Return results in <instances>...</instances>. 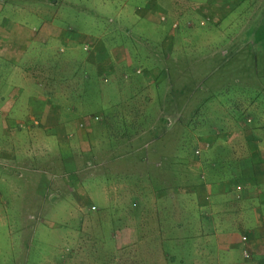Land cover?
<instances>
[{
	"label": "crops",
	"instance_id": "obj_1",
	"mask_svg": "<svg viewBox=\"0 0 264 264\" xmlns=\"http://www.w3.org/2000/svg\"><path fill=\"white\" fill-rule=\"evenodd\" d=\"M18 1L0 0V113H4L0 156L10 158L7 166L18 167L22 174L41 163L48 168L45 163H50L48 145L52 141L57 143L58 158L67 159V152L74 147V133L82 123V119L76 122L72 119H78L85 112H79L81 105L77 104L84 101L78 95L82 94L80 86L96 75L92 72L94 68L117 82L123 78L124 47L121 41L116 43L115 38L148 40L149 48L144 58L139 59L143 64L153 60L165 63L157 48L162 46L170 72L167 78L158 77L160 69L152 65L145 64L137 72L141 69L150 72L151 81L155 80L156 85L169 84L175 89L168 99L155 98L149 102L150 98L144 97L152 104L167 102L165 109L159 104H150L139 110L132 104L121 111V119L126 115H131L127 117L131 119L153 116L163 123L160 132L157 126L146 130L147 134L157 136L154 141L131 138L127 144L134 155L133 167L127 172L131 179L126 181L131 194L118 195L124 189L120 183L125 181L123 177L127 173L119 174L114 169L115 179L103 176L104 190L110 192L108 188L120 187L121 191L114 190L117 199L104 194L106 200L102 206L91 203L93 210L100 211L113 204L122 211L134 212L135 221L129 225L120 221L116 230L110 227V252L102 258L96 253L87 255L82 250L85 238L93 241L90 231L97 225L80 224L78 240L71 234V240L65 243L66 251H70L65 259L70 264H81L87 259L94 261L96 257L99 264H264V33L263 43L256 44L260 41L255 39L258 31L264 32V0H46L54 7L59 4L70 7L73 19L70 16L46 18L36 30V26L30 30L19 24L18 19L13 21L5 11L8 3L13 7L23 5ZM91 2L114 9L100 15ZM83 12L97 14L98 20L103 18L102 27L92 31L73 25L78 20L76 15ZM129 17V24H125L124 19ZM90 20L96 21V18ZM64 21L66 23L62 24ZM69 21L72 23L68 24ZM257 22L261 23L254 27ZM151 30H157L159 35H148ZM189 37L195 38V43L201 46L193 52L194 59L199 60V67L194 70L201 71L200 77L194 80L181 77L186 65L182 54ZM209 38L212 42L203 45L202 41ZM237 38L241 39V44L234 46L233 40ZM33 43L53 53L61 46V49L65 46L86 53L81 65L70 64V67V61L64 65L53 58L52 62L58 64L57 71L61 73L60 66H65L68 72L66 81H51L49 77L55 68L49 67L50 63H34L30 58L34 51L28 52ZM141 50L139 53L143 54ZM128 53H131L128 68L137 69L133 51ZM206 70H209L208 75L203 74ZM237 70L243 71L245 76L234 73ZM225 71H229V75ZM129 80L127 86L133 87L135 78ZM56 82L60 83L58 86H71L72 106L68 109L62 110L56 104L57 96L67 93L58 89ZM186 84L193 92L194 116L198 118L192 147L187 145L185 124L180 120L172 121L175 113L168 101L174 98L178 104L185 102ZM23 98L27 103L25 108L21 106ZM136 98L135 94L115 93L110 102L120 106L135 103ZM180 111L185 116L184 109ZM65 115L68 118L62 120ZM177 117L180 118V114ZM168 120L172 121L171 125H165ZM135 126L131 123L129 131L121 132L131 133ZM113 132L120 130L114 128ZM37 134H43V144L40 148L30 147L33 135ZM25 135L30 144L25 143L23 150L20 138ZM6 141L12 142L8 148H4ZM112 144L115 150L124 147L115 140L103 143V148L109 150ZM22 153L24 163L20 159ZM6 158H0V166ZM23 175L17 173L14 177ZM0 193L2 195L1 190ZM46 195L44 192L42 197ZM4 203L1 206H5ZM86 207L80 205V208ZM2 213L1 208L0 220L6 226L11 220L5 219ZM97 228L92 235L98 238L97 232L101 229ZM243 236L247 239L243 240ZM103 246L99 243L97 248Z\"/></svg>",
	"mask_w": 264,
	"mask_h": 264
},
{
	"label": "rangeland",
	"instance_id": "obj_2",
	"mask_svg": "<svg viewBox=\"0 0 264 264\" xmlns=\"http://www.w3.org/2000/svg\"><path fill=\"white\" fill-rule=\"evenodd\" d=\"M20 2L23 5L15 7H13L11 3H8L5 6V11L13 18V21L18 19L17 22H19V24L26 26V28L30 30L35 26L36 30L37 27L44 24V19H49L53 16H57V18L60 16H70L73 19V10L64 4H59L60 6L54 7L48 4L46 0L18 1V3ZM91 3H93V8L100 15L111 13L114 9V7L108 9H106L107 7H101L99 2ZM94 15L95 14L87 12H83L82 14L78 13V15H76L78 20L75 22L73 20V25L75 24L81 26L84 30L92 31L102 27L101 25L104 19L99 17L101 19L98 20L96 17L97 14L96 16ZM92 18H96V21L90 20ZM124 21H126L125 24H129L130 17L125 18ZM65 23V21L62 22V24ZM70 23L72 22L69 21L68 24ZM141 25L143 26L144 24ZM138 27L140 28V26ZM131 32L133 33L134 31ZM117 35L118 34H115V36ZM148 35L158 36L159 32L157 30H151ZM117 39L118 38H115V42L118 43L121 41L124 47L122 48V60L124 63L123 65L126 66L122 71L123 78H120V82H117L113 77H106L103 74H99L97 69L94 68L92 72L96 75L91 76L90 81L84 84V86H80L79 90H82V94L78 95L80 99H84V101L77 104L81 105L79 112H85L82 116L77 117L78 119H72V121L76 122L82 119L81 122H84V126H79L75 131L73 138L74 147L71 152H67V159L63 157L58 158L56 153V149L58 148L57 143L53 141V143L49 142L51 145H48L51 147L49 149L51 155H48L50 163L43 162L48 164V168L44 167L41 163L40 166H31V171H26L23 175L22 170L18 167L7 166L10 165V158L0 156V158L7 159L6 161L2 159L3 163L0 166V190L2 192V195H0V209L2 208L3 213L6 215L4 218H9L11 220L8 221L9 224L6 226L3 224L4 221L2 219V221L0 220V264H70V261L65 259L66 253L70 252L69 250V252L66 251L67 246H65V243L67 240H71V234H74L75 240H78L80 230L77 228L80 224L86 225V223L90 226H97L93 231H90L92 237L90 239L93 241L90 242L89 240L88 242L86 240L89 238H85L82 250L87 255L89 253H96V255L102 258L107 256L106 253L110 252V227L116 230L119 227L120 221L125 225H129L131 222L135 221L136 214H133L134 212L129 213L128 210L122 211L121 208L113 206V204H110L106 209L101 208L100 211L96 209L93 210L91 209V203L93 202L102 206L106 200L104 194L108 195L112 200H116L117 196L114 190L121 191V189L124 188L120 193L118 192V195L131 194L130 187L128 188L129 182L126 181H130L129 179H131L127 172H129V168L133 167L134 155L129 151V146L127 144L131 138H133L134 141L137 139V141L141 142L154 141L157 136L151 132L150 135L147 134L146 130L149 129L148 127L150 126H157L159 127L158 132H160V126H162L163 123L162 119L159 117L154 118L153 116L146 119H131L127 118L132 117L131 115H126V118L121 119V111L131 107L132 104L139 110L145 109L152 104L149 102L155 98L168 99L169 94L175 93V89L169 84L156 85V82H154L155 80L151 81L150 77L153 75L150 72H142L143 69L139 70L141 72H137L138 68L152 65V68L155 66L160 69V71H158V77L163 76V78H167V74H170V72L167 71V57L162 46L156 47L160 49L162 53L161 59H164L165 63L161 60L158 62L153 60L150 64H148L147 61L145 65L142 63V60L140 61L139 59L141 57L144 58L146 50L149 48L148 40L133 39L130 37L127 39ZM111 40H113V38ZM214 40L216 39L214 38ZM185 41L186 44L184 45L182 56L186 65L182 71L181 77L184 76L186 79L194 80L195 77H200L201 71L194 70L195 67H199V60H196V58L194 59L195 54L193 52L196 50V47L200 48L201 46L200 43H195V38L192 37L187 38ZM202 42H204L203 45H208L212 41L209 38L204 39ZM52 43L58 44L55 40H52ZM240 44V38L233 40L234 46H239ZM61 47L56 53H53V50L45 51L43 46L38 43H33L30 48L28 47V52L34 51L35 53L30 56V58L35 60L34 63L42 65L50 63L49 67L53 66L55 68L51 71L52 75L49 77L51 81H66L65 76L68 72L65 66H60L61 73L57 71L58 64L55 65V62H52L53 58L61 60L60 63L64 65L67 61H70L68 66L70 64L81 65L82 57L85 56L86 53L80 49L70 50V47L64 46L63 49H61ZM140 49H142L141 51L143 54L139 53ZM131 50L134 54L133 56L135 59L133 60L137 64V69L136 67L135 69L128 68L131 58V53H128V51ZM253 65L255 67V64ZM231 70L230 72L233 74L234 67L231 68ZM92 72L90 71L91 74H93ZM173 73H176V71H173ZM208 73L209 70L203 72L204 75H208ZM224 73L229 75V71H225ZM234 73L243 74V71L239 72L237 70L234 71ZM249 73H253L252 67H250ZM131 78H135L134 81H136L133 87L127 86ZM177 78L178 77L175 79ZM67 81L71 82L69 79H67ZM58 83L59 82H56L57 86ZM185 87L189 88L190 86L186 84ZM57 88L64 90V92L67 91V93L60 92L61 94L57 96L56 104L60 105L62 110L70 108V106H72V100L70 99L72 94L71 86L69 88V86L60 85ZM192 88L193 87H191V89ZM115 93L135 94L137 95V102L126 105L122 103V106H119L118 104L110 102L115 96ZM185 95V102H180V104L175 102L174 98L173 101H168L171 110L175 113L172 121L177 122V120H180L185 124L187 145H191L192 147L193 131L198 125V118L195 119L194 116L196 102L193 100V92L191 94L187 92ZM146 96L150 98L149 102L144 100ZM76 98H78V96ZM21 102V106L25 108L27 103L24 101V98ZM166 103L167 102H154L152 105L156 106L159 104L162 109H165ZM181 109H184L185 116L181 114ZM124 114L125 112L123 115ZM179 114L180 118L177 117ZM3 115L4 113H0V133L3 131ZM96 116L99 117L97 120L95 119ZM67 118L68 117L65 115L62 120H66ZM146 120H148L151 125L148 126ZM172 121L168 120L165 125H171ZM131 123H135L136 125L132 128L133 130L131 133L121 132L124 130L129 131L128 128ZM179 123L182 124L181 122ZM114 128H116L117 131L120 130V132H113ZM144 130L145 132L143 133ZM76 135L77 139L75 138ZM33 136L34 138L31 142H33L35 146L30 145V147L37 146L40 148L43 144L41 142L43 134ZM21 138L20 145L24 150L25 143H30L26 142L27 135ZM115 140L116 142L124 144V147L120 150H115L112 144L109 150L106 147L103 148V143L113 142ZM10 144H12L11 141L4 142V148H8ZM189 153L192 156V148L189 149ZM20 159L24 163V153H22ZM104 164H106L105 167H103ZM114 169L119 174L125 175L127 173L126 176L123 177L125 181L120 183L123 187L121 189L120 187L108 188L110 192H106L104 190V185L106 183L103 176L115 179L117 175H115L116 172H114ZM17 173L23 176L14 177V174ZM44 192L47 194L46 197H42ZM3 202H5V206H1ZM128 202H130V199H128ZM123 204L125 203L123 202ZM80 205L87 207L83 209L80 208ZM97 227L101 229V231L98 230L97 232L98 238L92 235L95 234L96 229H98ZM6 229L12 230V232L8 233ZM85 232L89 233L87 229ZM80 239L82 240L83 238ZM99 243L104 246L102 248H97ZM96 258L94 261L90 262L88 259L86 261H81V264H99V261H95ZM11 261H14V263H11ZM175 264L178 263L176 262Z\"/></svg>",
	"mask_w": 264,
	"mask_h": 264
},
{
	"label": "trees",
	"instance_id": "obj_3",
	"mask_svg": "<svg viewBox=\"0 0 264 264\" xmlns=\"http://www.w3.org/2000/svg\"><path fill=\"white\" fill-rule=\"evenodd\" d=\"M260 23H261V22H259V23H258V22L255 23V24H254V25H255L254 27H256L258 24L260 25ZM249 31H250L251 34L253 33V32H252V29L249 30ZM262 33H264V32H262V31H258L257 37H255V39H256V40H259L260 42H258V43H256V44H261V43H263V41H261V40H262L261 37H263V36H262ZM254 34H255V32H254ZM185 88L187 89L188 87H185ZM186 89H185V90H186ZM188 89H189V88H188ZM188 89H187V92H188V93H192V91H191L190 89H189V90H188Z\"/></svg>",
	"mask_w": 264,
	"mask_h": 264
},
{
	"label": "built area",
	"instance_id": "obj_4",
	"mask_svg": "<svg viewBox=\"0 0 264 264\" xmlns=\"http://www.w3.org/2000/svg\"><path fill=\"white\" fill-rule=\"evenodd\" d=\"M98 118H99L98 116L95 117L96 120H97ZM80 126H81V127L84 126V122H83V123H80ZM242 238H243V240H246V239H247V237H245V236H243ZM244 253H245V255H248V253H247L246 251H245Z\"/></svg>",
	"mask_w": 264,
	"mask_h": 264
}]
</instances>
